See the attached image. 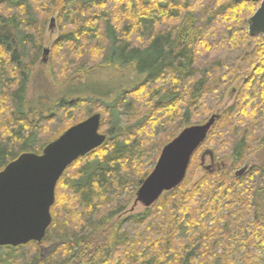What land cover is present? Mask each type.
I'll use <instances>...</instances> for the list:
<instances>
[{
  "label": "trees",
  "instance_id": "1",
  "mask_svg": "<svg viewBox=\"0 0 264 264\" xmlns=\"http://www.w3.org/2000/svg\"><path fill=\"white\" fill-rule=\"evenodd\" d=\"M258 8L232 0H0V172L92 115H101L107 135L60 179L44 241L0 247V264H264V165L236 176L264 148V39L247 24ZM56 14L69 30L52 44L51 74L55 86L73 89L39 113L27 94ZM134 34L146 36L142 44ZM99 73L119 81L115 91L90 88L87 79ZM238 81L234 104L201 146L213 153L212 170L194 179L199 149L183 184L134 214L154 149L153 166L183 130L207 123Z\"/></svg>",
  "mask_w": 264,
  "mask_h": 264
},
{
  "label": "water",
  "instance_id": "2",
  "mask_svg": "<svg viewBox=\"0 0 264 264\" xmlns=\"http://www.w3.org/2000/svg\"><path fill=\"white\" fill-rule=\"evenodd\" d=\"M232 1L260 4L247 24L251 37L264 39V0ZM55 23L52 19L50 31ZM48 53L49 50H45V54ZM219 117L220 114H215L204 125L186 128L165 146L153 172L138 190L132 211L139 204L144 208L153 207L165 193L183 184L193 156L206 142ZM101 122L100 114L92 115L49 144L41 155L25 153L0 172V247L44 241L53 222L51 209L60 179L71 165L102 147L107 140V135L100 132ZM208 156L211 165L206 166ZM202 166L207 171L212 170V151L204 152ZM249 169L243 167L236 176L242 177Z\"/></svg>",
  "mask_w": 264,
  "mask_h": 264
},
{
  "label": "rangeland",
  "instance_id": "3",
  "mask_svg": "<svg viewBox=\"0 0 264 264\" xmlns=\"http://www.w3.org/2000/svg\"><path fill=\"white\" fill-rule=\"evenodd\" d=\"M132 17L134 18L135 16L133 15ZM52 19H55L56 23H55V28L52 31H50L49 25H50ZM61 20L62 19L59 18V16L57 14L54 16H51L50 18L47 19L46 28H45V40H46L45 43L46 44L44 46V49H43L44 51H43V54L41 56V59L38 62L36 68L34 69V72H33L31 79H30V84H29V89H28V94H27L28 104H29V106L36 107L35 110H38L39 113H47L49 110V107L53 104L54 100H55L54 101V103H55L58 98L63 97V96L66 97L67 95H70L69 91H71L73 89V85L70 87H67L66 85H64V86L59 87V88H58V86H55V84L53 82L52 74H51V67H52L54 59H55L54 55L56 52H58L57 51L58 46L53 47L52 44L58 40L61 33H63L66 30H69L68 22L63 21V20L61 21ZM61 22H62V24H61ZM148 33L150 34V30L146 29L145 34L147 35V37L149 36ZM133 38L136 39L137 42H140L139 44H142V42L144 41L146 36H145V38H143V37L136 36L134 34ZM47 49L49 50V53L46 55L45 50H47ZM87 80H88L87 84L90 85V88H91V86H94V88L93 87L92 88L95 92L97 91L98 94H102L106 90L115 91L116 88L119 86V85L117 86V84L119 82V81H117V79H116V81L109 83L107 78H105L104 74H102V73L95 74V75H93V77H90ZM240 83H241L240 81L236 82L234 85H232L233 88H229L227 90L225 100H224L221 108L215 112L216 114L222 113L224 111V109L229 108L234 104L236 98H235V94L231 95V92L235 88L239 89ZM97 84H99V85H97ZM105 87H107V89ZM90 90L91 89L84 87L83 89H81L78 92V94H81V96L85 97V96L89 95ZM93 90H92V92H93ZM106 92H104V93H106ZM42 103H43V105H42ZM41 105H42V107L43 106H46V107L41 108ZM29 111H30V109H29ZM29 113H31V112H29ZM78 116L80 117V116H82V114L79 113ZM164 132H167V130ZM158 139L160 140L161 137H158ZM202 148H200V150H199V151L202 150L200 152L199 158H198L200 164L195 168V170H196L195 171L196 175L194 176L195 180L200 179L203 175L204 170H205L204 167L202 166V162H200V161L202 159V155L204 154V151L205 150L207 151L208 149H202ZM257 148L258 149L253 150V152H251L247 156L244 164L241 165L237 169L238 171L241 170L245 166L256 167V166H263L264 165V148L263 147H257ZM155 154H156V150L154 149L153 153L151 154L149 159H147V161H146V164L148 163V166H149L148 168L150 170L156 166V165L153 166V164H152V160H153V157ZM227 161L231 162V160H229L228 158H227ZM205 165L206 166L211 165L209 157L206 158V164ZM133 205H134V200H133L131 207H130L131 210H132ZM133 212H134V214H141V213L145 212V208L139 204L138 206L135 207ZM48 250L49 249L47 247L42 246V251H41L42 257L45 258L49 255Z\"/></svg>",
  "mask_w": 264,
  "mask_h": 264
},
{
  "label": "flooded vegetation",
  "instance_id": "4",
  "mask_svg": "<svg viewBox=\"0 0 264 264\" xmlns=\"http://www.w3.org/2000/svg\"><path fill=\"white\" fill-rule=\"evenodd\" d=\"M259 6H260V4H259Z\"/></svg>",
  "mask_w": 264,
  "mask_h": 264
}]
</instances>
